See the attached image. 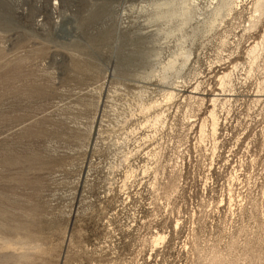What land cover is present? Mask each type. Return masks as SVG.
I'll return each mask as SVG.
<instances>
[{
	"label": "rangeland",
	"instance_id": "374dc122",
	"mask_svg": "<svg viewBox=\"0 0 264 264\" xmlns=\"http://www.w3.org/2000/svg\"><path fill=\"white\" fill-rule=\"evenodd\" d=\"M224 1L0 0V264H264V3Z\"/></svg>",
	"mask_w": 264,
	"mask_h": 264
},
{
	"label": "bare ground",
	"instance_id": "6f19581e",
	"mask_svg": "<svg viewBox=\"0 0 264 264\" xmlns=\"http://www.w3.org/2000/svg\"><path fill=\"white\" fill-rule=\"evenodd\" d=\"M264 3V0H257L256 1V6H255V8H256V11L257 12H260L261 10H262V4ZM230 4H231V0H226V1H224L219 7H217L216 9H215V11H214V14L215 15H219L220 14V12L223 10V8H226V7H228V6H230ZM185 14H183V16H184ZM252 51V50H251ZM172 66V64H169V65H167L166 66V68H169V67H171Z\"/></svg>",
	"mask_w": 264,
	"mask_h": 264
}]
</instances>
